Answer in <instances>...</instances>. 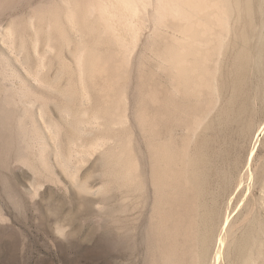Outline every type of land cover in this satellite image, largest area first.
<instances>
[{"label": "rangeland", "instance_id": "obj_1", "mask_svg": "<svg viewBox=\"0 0 264 264\" xmlns=\"http://www.w3.org/2000/svg\"><path fill=\"white\" fill-rule=\"evenodd\" d=\"M79 2L105 7L103 21L130 45L128 74L115 85L104 62L110 48L95 42L109 35L85 38L88 88L98 97L107 84L124 91L120 113L127 123L113 132L102 123L112 113L106 98L102 104L91 98L83 113L85 120L100 117L96 128L75 131L59 112L68 96L74 109L80 93L75 56L57 47L66 26L59 25L65 20L62 0H0L3 37L13 26L20 45L22 27L34 18L40 38L36 43L25 36V55L29 65H38L37 44L47 59L43 76L58 86L49 91L33 84L17 52L0 38V264H214L226 227L216 263L242 264L240 244L249 237L256 252L248 264H264V112L249 133H241L236 125L204 131L201 117L176 104L169 105L170 119L141 109L139 96L153 99L140 87L144 79L167 85L172 62L155 51L154 40L169 28L154 7L137 16L121 0ZM128 19L139 30L136 44ZM181 121L196 126L176 128ZM201 137L210 139V147L199 155ZM59 150L72 154L70 168Z\"/></svg>", "mask_w": 264, "mask_h": 264}, {"label": "bare ground", "instance_id": "obj_2", "mask_svg": "<svg viewBox=\"0 0 264 264\" xmlns=\"http://www.w3.org/2000/svg\"><path fill=\"white\" fill-rule=\"evenodd\" d=\"M121 2L131 14L137 16L145 15L154 7L155 16L161 18L160 22L169 28V31H158L154 40V44L157 45L155 51L172 62L171 68L165 71L168 76L167 85L153 84L144 79L140 87L153 94V99L149 102L141 99L138 94L140 108L159 112L170 119L172 111L169 105L176 104L180 112L195 118L201 117L200 124L207 123L204 131H226L231 125H236L239 132L249 133L253 128L255 116L260 114L258 112H264V0H121ZM62 3L65 6V20L59 19V25L66 26L57 39V47L62 52L69 51L74 54L80 93L74 101V109H71L74 98L68 96V104L61 107L59 112L64 118L69 117L67 123L75 131H82L89 125L96 128L97 123L101 124L98 121L100 117L93 114L85 120L82 118L83 113L86 112L91 98L97 104H102V98L104 100L106 98L112 103L110 107L112 113L103 118L102 123L113 132L117 126H124L127 123L126 118H122L120 113L125 94L124 91H115L109 84L104 86V94L101 97L89 90L85 38L87 34L93 35L98 32L109 35L95 42L99 45L106 42L110 48L104 62L109 65L110 76L115 78L113 82L115 85L128 74V57L132 54L130 45L116 35L114 28L103 21L107 17L105 7L92 3L84 6L80 2L76 3V0H62ZM127 26L132 34L130 41L136 44L139 40V30L131 19H128ZM2 32L0 28L1 43L11 53L17 52V60L23 67L25 75L33 79V84L44 86L49 91L58 90L55 82L43 76L47 59L44 53L38 51L37 44L35 54L38 65L35 67L29 65L30 57L25 55V36H34L36 43L40 38L34 18L30 19L28 27H22L18 46L13 26L6 31L5 37ZM112 90L115 91L113 94ZM154 99L162 100L163 105L152 106L155 103ZM180 99L190 102L179 103ZM254 102H258V109L254 108ZM43 108L45 105L41 104L38 112H43ZM182 126L190 130L196 125L191 126L181 121L176 128ZM48 128L53 130L51 126ZM197 144L201 155L210 147V139L201 137ZM57 154L64 158L65 166L70 168L72 154L67 157L60 150ZM220 160L223 162L226 160L224 153H220ZM79 187L85 188L83 184ZM227 233L226 227L222 230L221 238L218 237L220 239L214 264H218L216 262L225 245ZM240 249L243 256L242 264H248V258L256 252L249 237L243 238Z\"/></svg>", "mask_w": 264, "mask_h": 264}]
</instances>
